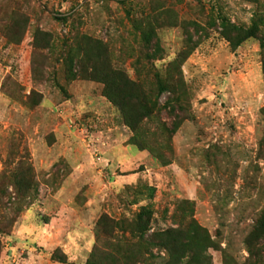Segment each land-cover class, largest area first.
<instances>
[{"label":"rangeland","instance_id":"rangeland-1","mask_svg":"<svg viewBox=\"0 0 264 264\" xmlns=\"http://www.w3.org/2000/svg\"><path fill=\"white\" fill-rule=\"evenodd\" d=\"M184 200L264 264V0H0V264H167Z\"/></svg>","mask_w":264,"mask_h":264},{"label":"trees","instance_id":"trees-1","mask_svg":"<svg viewBox=\"0 0 264 264\" xmlns=\"http://www.w3.org/2000/svg\"><path fill=\"white\" fill-rule=\"evenodd\" d=\"M177 210L180 212L179 217L181 222L179 224L187 221L184 231L170 229L152 232L149 234L151 237L145 239L146 241L144 243L163 248L167 254V264L180 263L184 258H186L185 264H207L203 252L205 248L210 246L211 242L205 230L192 219L191 203L187 200L181 201L177 206ZM150 217L151 211L148 208L141 207L134 221L135 228L138 232H143L147 229ZM145 246L147 245H138L146 253L147 248L145 249ZM51 258L59 262H64L63 255H56V252L51 254Z\"/></svg>","mask_w":264,"mask_h":264}]
</instances>
